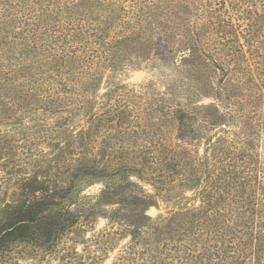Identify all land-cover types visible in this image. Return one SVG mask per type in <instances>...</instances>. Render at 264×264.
Masks as SVG:
<instances>
[{"label": "trees", "instance_id": "1", "mask_svg": "<svg viewBox=\"0 0 264 264\" xmlns=\"http://www.w3.org/2000/svg\"><path fill=\"white\" fill-rule=\"evenodd\" d=\"M151 54L200 77L165 108L175 142H137L153 134L120 75ZM1 126H20L0 128L4 158L53 152L11 163L0 262L103 217L129 237L112 264H264V0H0Z\"/></svg>", "mask_w": 264, "mask_h": 264}, {"label": "rangeland", "instance_id": "2", "mask_svg": "<svg viewBox=\"0 0 264 264\" xmlns=\"http://www.w3.org/2000/svg\"><path fill=\"white\" fill-rule=\"evenodd\" d=\"M143 67V69L150 73L151 76L155 77L154 80L150 79L148 82L142 85H131L125 82V79L120 75L121 81L134 92H129L127 100L130 101L133 107V114L136 112L142 117L140 125L133 123L134 126L139 129L142 127L149 128L153 136L148 139H137L138 144L158 143L162 141L175 142L176 134V122L173 119L171 110H167V106H173L178 100L176 89L177 85L183 83L185 86H193L199 83L200 77H189L188 75L180 74L176 71V65L172 63H161V61L153 54L146 55L140 59V62L136 67ZM153 74V75H152ZM155 74V76H154ZM188 77H186V76ZM166 84V88L158 85ZM105 84H101L102 91L104 90ZM194 87V86H193ZM180 89V88H179ZM124 90V89H123ZM165 93L164 100L158 95ZM180 92V90H179ZM202 100V102H208L209 98L204 96L196 97ZM103 98H99L97 101L100 102ZM170 102V104L167 103ZM164 108L163 113L156 111L157 108ZM132 111V110H131ZM25 122L28 126H32L33 122L30 117H25ZM51 123L50 118L45 121ZM2 132H11L14 128L18 131L20 126L16 127H0ZM33 130L29 129V132ZM158 130V131H157ZM29 134V133H28ZM31 134V133H30ZM19 135V134H16ZM20 136V135H19ZM135 139H131L134 142ZM195 142L193 149L198 147ZM18 154L14 159H6L4 155H0V202L3 199H8L12 192L14 175L10 174L11 163L14 160L17 164L24 167L28 166V156H33L34 153L44 151V154L51 153L53 150L50 149L49 145L45 142H32L25 143L20 141L18 145ZM31 151V155H30ZM25 171V170H24ZM181 189L176 192L170 193L169 200L164 198L158 200L160 210L152 206L148 210L150 215H156L158 212L164 211V208L175 207L180 199H176L177 194L181 193ZM190 195V192L186 193ZM107 219H96L92 223L81 222L75 229L74 232L64 238L59 244L56 251L46 254L40 250H37L31 246L20 245L17 246L12 252L9 259L0 264H112L118 256L119 250L128 243L129 237L126 235L125 230L112 232L116 230V225L110 224ZM76 251L78 255L73 252ZM63 258V260L61 259Z\"/></svg>", "mask_w": 264, "mask_h": 264}, {"label": "clouds", "instance_id": "3", "mask_svg": "<svg viewBox=\"0 0 264 264\" xmlns=\"http://www.w3.org/2000/svg\"><path fill=\"white\" fill-rule=\"evenodd\" d=\"M122 78L125 82L131 85H142L148 82L150 79L154 80L155 77L151 76L150 73L146 72L143 67L128 68L126 71L122 72ZM166 84L158 85V88H166ZM181 100L180 102H182ZM105 187L102 181H95L87 185L86 188L82 189L85 194H95L99 195L100 191ZM111 205H106V208H110ZM98 219H104L103 217H98Z\"/></svg>", "mask_w": 264, "mask_h": 264}]
</instances>
